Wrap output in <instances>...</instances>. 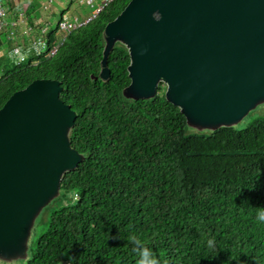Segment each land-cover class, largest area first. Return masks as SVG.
<instances>
[{
    "label": "trees",
    "instance_id": "trees-1",
    "mask_svg": "<svg viewBox=\"0 0 264 264\" xmlns=\"http://www.w3.org/2000/svg\"><path fill=\"white\" fill-rule=\"evenodd\" d=\"M129 1L74 31L51 59H3L0 109L36 79L62 82L61 97L77 114L70 139L84 156L39 216L45 229L28 264H140L141 248L155 264H264V224L256 220L264 116L242 130L198 131L163 85L154 99H126L130 56L121 43L102 81L105 26Z\"/></svg>",
    "mask_w": 264,
    "mask_h": 264
},
{
    "label": "water",
    "instance_id": "water-1",
    "mask_svg": "<svg viewBox=\"0 0 264 264\" xmlns=\"http://www.w3.org/2000/svg\"><path fill=\"white\" fill-rule=\"evenodd\" d=\"M100 78L129 52L124 97L167 101L198 131L235 127L264 104V0H130L104 29ZM62 82L36 79L0 109V259L26 258L34 225L84 161Z\"/></svg>",
    "mask_w": 264,
    "mask_h": 264
},
{
    "label": "built area",
    "instance_id": "built-area-1",
    "mask_svg": "<svg viewBox=\"0 0 264 264\" xmlns=\"http://www.w3.org/2000/svg\"><path fill=\"white\" fill-rule=\"evenodd\" d=\"M116 1L73 0L78 11L66 8L57 14L58 0H0V40L13 44L5 57L17 66L31 57L53 58L74 31L86 27ZM53 34L57 42L50 47Z\"/></svg>",
    "mask_w": 264,
    "mask_h": 264
},
{
    "label": "rangeland",
    "instance_id": "rangeland-1",
    "mask_svg": "<svg viewBox=\"0 0 264 264\" xmlns=\"http://www.w3.org/2000/svg\"><path fill=\"white\" fill-rule=\"evenodd\" d=\"M22 1H26L27 2V0H22ZM71 8L75 9L76 11L79 10L78 5H76V4L73 5ZM81 8H82V10L84 12H86V13L89 12L88 8H85L84 6H81ZM67 11H68V8H67ZM9 51H10V49H9ZM5 53H7V51ZM163 88H165V90H166L165 86H163ZM262 116H264V104L258 106L242 122H240L238 125H236L235 128L238 129V130L245 129L255 119H257L258 117H262ZM62 195H63V193L60 192L58 198L62 197ZM67 198H74V195L69 194V195H67ZM44 229H45V226L39 224V221L37 219V221H36V223L34 225V228H33L32 232H31L30 239L28 241L27 257L24 258V259L19 258V259H13V260L0 259V264H28V262L31 261V259L33 258V254L35 252L38 240L41 237V235L43 234Z\"/></svg>",
    "mask_w": 264,
    "mask_h": 264
},
{
    "label": "clouds",
    "instance_id": "clouds-1",
    "mask_svg": "<svg viewBox=\"0 0 264 264\" xmlns=\"http://www.w3.org/2000/svg\"><path fill=\"white\" fill-rule=\"evenodd\" d=\"M73 5H75L73 0H69L68 7H66V8H68V10L76 11L75 9L71 8ZM256 220L259 223L264 224V207H260V208L257 209V211H256ZM215 243H216L215 239H210L207 242V247L210 250H215ZM138 255L141 257L140 264H155V261L151 258L152 257V253L148 249H146V248L139 249L138 250Z\"/></svg>",
    "mask_w": 264,
    "mask_h": 264
},
{
    "label": "crops",
    "instance_id": "crops-1",
    "mask_svg": "<svg viewBox=\"0 0 264 264\" xmlns=\"http://www.w3.org/2000/svg\"><path fill=\"white\" fill-rule=\"evenodd\" d=\"M69 4V0H58V5H57V14L58 12L65 11L66 7ZM37 16L39 17L40 14L38 13ZM11 43L9 42H4V46L0 49V76H1V66L4 63L3 59H5L6 54L8 53L9 49H11ZM7 51V53H5Z\"/></svg>",
    "mask_w": 264,
    "mask_h": 264
}]
</instances>
